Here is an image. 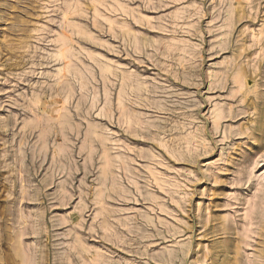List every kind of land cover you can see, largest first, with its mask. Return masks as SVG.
Masks as SVG:
<instances>
[{
    "label": "rangeland",
    "instance_id": "1",
    "mask_svg": "<svg viewBox=\"0 0 264 264\" xmlns=\"http://www.w3.org/2000/svg\"><path fill=\"white\" fill-rule=\"evenodd\" d=\"M0 264H264V0H0Z\"/></svg>",
    "mask_w": 264,
    "mask_h": 264
}]
</instances>
